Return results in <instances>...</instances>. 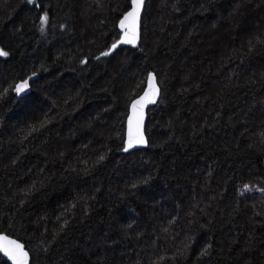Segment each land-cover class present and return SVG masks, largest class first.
Returning a JSON list of instances; mask_svg holds the SVG:
<instances>
[{"label": "trees", "instance_id": "1", "mask_svg": "<svg viewBox=\"0 0 264 264\" xmlns=\"http://www.w3.org/2000/svg\"><path fill=\"white\" fill-rule=\"evenodd\" d=\"M131 7L0 0V232L30 264H264V0H146L112 49Z\"/></svg>", "mask_w": 264, "mask_h": 264}, {"label": "snow or ice", "instance_id": "2", "mask_svg": "<svg viewBox=\"0 0 264 264\" xmlns=\"http://www.w3.org/2000/svg\"><path fill=\"white\" fill-rule=\"evenodd\" d=\"M132 8L124 14L123 19L120 21V28L123 36L117 43H113L112 49L118 46V43L133 44L135 45L138 39V22L140 19V12L144 4V0H131ZM47 23V15L41 18V25ZM43 30V28H42ZM111 51V50H110ZM110 52H105L103 55H109ZM8 53L0 49V56H7ZM149 91L139 100L132 104V115L129 117V139L128 147L134 144L144 143V136L141 132L143 123V107L146 103H155V97L158 94L155 77L151 74L148 77ZM28 87V81H24L16 85L17 94L23 92ZM127 151V148H125ZM103 159V157H101ZM0 253H3L12 264H28V253L24 250L23 246L16 240L10 239L8 236L0 235Z\"/></svg>", "mask_w": 264, "mask_h": 264}, {"label": "water", "instance_id": "3", "mask_svg": "<svg viewBox=\"0 0 264 264\" xmlns=\"http://www.w3.org/2000/svg\"><path fill=\"white\" fill-rule=\"evenodd\" d=\"M145 1H146V0H144V4H145ZM144 4H143V6H142V9H143V7H144ZM131 8H132V7H131ZM142 9H141V12H142ZM129 11H131V9H130ZM141 12H140V16H141ZM139 20H140V19H139ZM137 31L139 32V22H138V29H137ZM152 76H153V75H152ZM156 86H157V85H156ZM157 88H158V87H157ZM25 90H26V89H25ZM25 90H24V91H25ZM148 91H149V80H148V84H147V88H146V90H145L142 94H140L139 96H137V97L132 101V103H131V105H130V107H129V113H128V116H127V119H126V140H127V143H128V139H129V117L132 115V104H133L134 101L139 100L141 97H143V96L145 95V92H148ZM158 95H159V91H158V94H157L156 97H155V101H156ZM153 104H154V103H146V104L144 105V107H143V123H142V126H141V132H142V133H143V126H144V121H145V114H146V111H147V110H148ZM143 136H144V133H143ZM138 145H139V144H134L131 148L136 147V146H138ZM0 235L8 236L10 239L16 240L19 244H21V245L23 246L24 250L28 253V251L25 249L24 244H23L22 242H20L19 240L15 239V238H13V237H11V236L5 234V233H2V232H0ZM0 257H1L3 260H5L8 264H12V262H11L6 256H4L3 253H0ZM28 264H30V255H29V253H28Z\"/></svg>", "mask_w": 264, "mask_h": 264}]
</instances>
